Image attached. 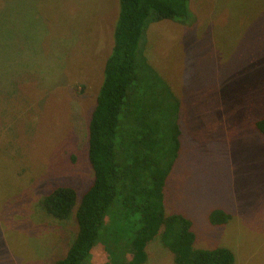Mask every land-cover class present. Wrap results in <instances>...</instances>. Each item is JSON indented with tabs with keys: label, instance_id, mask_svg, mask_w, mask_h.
Here are the masks:
<instances>
[{
	"label": "rangeland",
	"instance_id": "obj_1",
	"mask_svg": "<svg viewBox=\"0 0 264 264\" xmlns=\"http://www.w3.org/2000/svg\"><path fill=\"white\" fill-rule=\"evenodd\" d=\"M260 13L257 15L256 9ZM189 24L147 30L150 62L179 96L180 148L165 212L192 221L195 245L264 264V0H190ZM118 0H0V264H52L75 234L39 197L91 183L88 121L112 46ZM231 214L212 225L208 214ZM145 264H174L158 241ZM106 260L98 245L91 264Z\"/></svg>",
	"mask_w": 264,
	"mask_h": 264
},
{
	"label": "trees",
	"instance_id": "obj_2",
	"mask_svg": "<svg viewBox=\"0 0 264 264\" xmlns=\"http://www.w3.org/2000/svg\"><path fill=\"white\" fill-rule=\"evenodd\" d=\"M191 19L190 0H118L87 127L93 179L80 195L57 185L37 202L49 219L65 221L73 214L76 223L67 250L52 264H91L97 245L106 254L99 264H145L147 245L156 238L174 264H234L225 246L197 247L192 221L164 207V186L180 148V99L149 60L147 30L162 20ZM253 126L264 143V115ZM231 216L213 209L208 221L223 225Z\"/></svg>",
	"mask_w": 264,
	"mask_h": 264
}]
</instances>
